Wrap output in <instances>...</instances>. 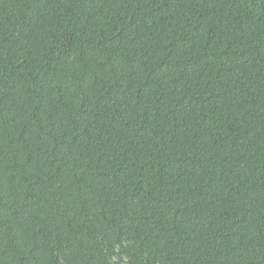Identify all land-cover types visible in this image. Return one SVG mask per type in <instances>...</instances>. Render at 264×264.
Segmentation results:
<instances>
[{"label":"trees","instance_id":"16d2710c","mask_svg":"<svg viewBox=\"0 0 264 264\" xmlns=\"http://www.w3.org/2000/svg\"><path fill=\"white\" fill-rule=\"evenodd\" d=\"M0 264H264V0H0Z\"/></svg>","mask_w":264,"mask_h":264}]
</instances>
